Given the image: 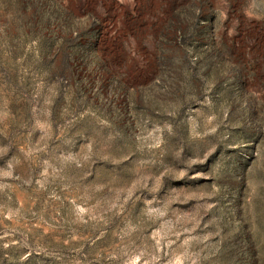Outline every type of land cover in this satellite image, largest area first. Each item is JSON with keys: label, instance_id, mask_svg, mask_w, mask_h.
<instances>
[{"label": "rangeland", "instance_id": "rangeland-1", "mask_svg": "<svg viewBox=\"0 0 264 264\" xmlns=\"http://www.w3.org/2000/svg\"><path fill=\"white\" fill-rule=\"evenodd\" d=\"M0 264H264V0H0Z\"/></svg>", "mask_w": 264, "mask_h": 264}]
</instances>
